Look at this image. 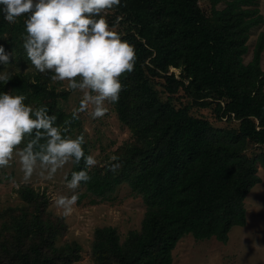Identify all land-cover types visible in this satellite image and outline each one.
Wrapping results in <instances>:
<instances>
[{
	"label": "trees",
	"instance_id": "trees-1",
	"mask_svg": "<svg viewBox=\"0 0 264 264\" xmlns=\"http://www.w3.org/2000/svg\"><path fill=\"white\" fill-rule=\"evenodd\" d=\"M207 2L209 9L201 0H121L107 15L136 50L134 70L120 77L124 90L111 103L130 138L89 170L79 200H111L126 184L145 210L140 229L123 239L115 226L93 231V264H172L185 235L226 244L230 230L247 223L244 201L261 181L257 165L264 171V32L251 60L243 57L250 31L264 19L256 0H228L223 8L222 0ZM26 18L8 23L0 14V46L19 69L0 82V93L26 95L25 103L46 106L57 126L71 121L68 135H81L80 118L60 103L70 91H59L54 73H39L26 56ZM7 66L0 64V72ZM203 109L213 120L196 114ZM222 121L238 125H216ZM83 148L89 155L94 146L85 141ZM84 168L83 160L72 164L65 179ZM15 193L21 204L0 211V264L80 261L83 248L65 239L68 224L50 209L47 188L26 183Z\"/></svg>",
	"mask_w": 264,
	"mask_h": 264
},
{
	"label": "clouds",
	"instance_id": "clouds-1",
	"mask_svg": "<svg viewBox=\"0 0 264 264\" xmlns=\"http://www.w3.org/2000/svg\"><path fill=\"white\" fill-rule=\"evenodd\" d=\"M120 4L121 0H0V14L8 23L27 17L23 48L34 69L54 73L53 80L66 81L68 90L82 93L73 119L89 107L93 119L103 117L108 111L106 103L118 102L124 90L120 77L134 70L135 46L107 20ZM11 61L12 52L0 46V64L11 66ZM12 76L10 71H2L0 82L6 84ZM26 99L24 94L0 93V168L10 166L17 156L27 183L37 168L42 177L51 180L66 164L78 165L83 160L85 168L66 179L72 194L59 195L54 201L67 216L79 199L75 190L90 181L89 170L98 161L92 154L85 155L82 134L74 138L67 134L71 121L66 120L65 127L57 126L56 116L49 115L46 106L33 107Z\"/></svg>",
	"mask_w": 264,
	"mask_h": 264
},
{
	"label": "rangeland",
	"instance_id": "rangeland-1",
	"mask_svg": "<svg viewBox=\"0 0 264 264\" xmlns=\"http://www.w3.org/2000/svg\"><path fill=\"white\" fill-rule=\"evenodd\" d=\"M225 1L228 0H222L218 8H223ZM256 2V7L264 19V0H256ZM201 6L209 9L207 0H201ZM115 28L120 31L118 26ZM261 32H264V22L250 31L247 42L248 52L243 57L245 64L251 60L257 37ZM260 66L264 70V50L261 54ZM5 70L11 73L19 71L12 64L3 71ZM28 70H32L31 65L27 66L24 71ZM171 71L176 75L178 73L175 69ZM52 83L56 84L59 91H70L68 100H60L64 111L73 112L79 108L82 99L81 92L68 90L66 81L60 82L52 79ZM106 107L108 108L107 113L98 119L92 118L91 107L77 114L81 120V132L85 141L94 146L91 149V154L96 157L98 162L104 159V155L111 156V151L130 138L128 129L122 127L118 122L111 103H106ZM196 114L213 120L209 109L199 110ZM216 125L236 128L238 123L222 121ZM257 166L261 181L251 189L245 198L246 225L233 227L228 234L226 244L214 238L196 240L190 234L185 235L172 251V264H264V171L259 164ZM71 167V162L66 164L57 171L51 180L42 177L39 174L41 170L37 168L27 183L35 187H46L50 196V209L65 217L68 224L65 239L76 240L83 248L81 259L75 264H93L89 257L93 231L104 225L115 226L123 239L128 231L140 229L139 224H141L145 207L141 199L133 196L130 188L126 184H122L116 189L111 200L90 204L87 199H78L72 212L67 216L63 215V210L58 208L54 201L59 195L72 194V190L66 187L65 179ZM21 184L26 183L23 182L19 158L14 156L10 166L0 168V211L7 206L21 204L15 193L16 188ZM83 190L82 187H79L75 191L80 195Z\"/></svg>",
	"mask_w": 264,
	"mask_h": 264
}]
</instances>
